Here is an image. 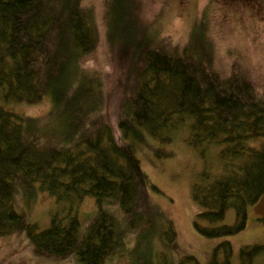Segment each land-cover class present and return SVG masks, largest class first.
<instances>
[{"label": "trees", "instance_id": "obj_1", "mask_svg": "<svg viewBox=\"0 0 264 264\" xmlns=\"http://www.w3.org/2000/svg\"><path fill=\"white\" fill-rule=\"evenodd\" d=\"M103 4L99 14L85 0H0V237L23 233L34 254H76L80 264H105L116 254L128 264H233L228 239L205 261L181 253L173 221L151 200L137 151L148 144L169 157L164 146L186 130L205 162L191 185L196 230L207 237L243 230L248 206L264 195V65L256 69L239 52L230 61L219 57L207 19L176 42L141 29L134 0ZM102 26L127 59L113 107L89 65ZM48 96L44 119L18 108ZM213 146L218 161L210 163ZM36 184L71 203L45 227L16 207L17 192ZM86 195L95 197L96 211L83 230L74 208ZM229 208L233 223L224 222ZM238 263L264 264V243L241 246Z\"/></svg>", "mask_w": 264, "mask_h": 264}, {"label": "rangeland", "instance_id": "obj_2", "mask_svg": "<svg viewBox=\"0 0 264 264\" xmlns=\"http://www.w3.org/2000/svg\"><path fill=\"white\" fill-rule=\"evenodd\" d=\"M134 1L135 7L132 12L138 17L141 29L151 31L152 34L171 37L176 42H183L194 24L206 23L204 19H207L209 33L216 43L219 57L223 56L230 61L231 52L234 54L239 52L242 59L252 58L256 69L263 67L264 0H260V4L254 6H248L242 2L231 5L224 2L226 0ZM85 2L94 5L98 13L102 14L104 0H85ZM102 29L103 36L96 58L90 61L89 65L93 67L94 74L103 77L105 93L110 101L109 106L113 107L118 100V92H120L118 87L123 81L127 59L118 46H112L108 42L103 26ZM51 105L52 102L48 96L40 103L22 104L18 108L28 115L44 119ZM185 136L186 130H179L171 144L164 146L173 153L169 157H158L148 144L139 146L137 152L149 181L151 200L165 216L173 221L181 253H191L205 261L214 245L223 239H228L234 248L233 264H239L238 252L241 246L264 243V195L248 206L247 224L240 232L218 237H207L198 232L193 221L199 206L191 197V185L205 162L196 149L185 141ZM149 142L157 144L152 139ZM207 158L210 163L218 161L216 146L210 149ZM36 185V190L33 192L22 190L17 192L16 207L27 212L32 221L45 227L49 225L54 212L69 208L71 203L68 200L58 201L54 195ZM74 209L85 230L88 218L96 211L95 197L86 195L80 203L75 204ZM234 221L235 210L229 208L224 222L233 223ZM128 263L126 254H116L105 264ZM0 264H80V262L76 254L60 259L36 255L26 235L20 233L0 237Z\"/></svg>", "mask_w": 264, "mask_h": 264}]
</instances>
